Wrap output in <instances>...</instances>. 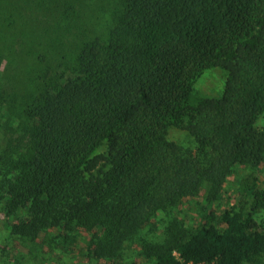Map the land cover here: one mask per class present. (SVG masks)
<instances>
[{
	"label": "trees",
	"instance_id": "1",
	"mask_svg": "<svg viewBox=\"0 0 264 264\" xmlns=\"http://www.w3.org/2000/svg\"><path fill=\"white\" fill-rule=\"evenodd\" d=\"M3 34L17 81L0 80V107L18 122H0V205L20 215L14 236L85 232L88 259L122 264L155 215L202 196L199 221L141 246L149 264L264 260V222L247 212L264 205V0H0ZM208 69L224 73L222 95L192 104ZM171 126L199 151L169 140Z\"/></svg>",
	"mask_w": 264,
	"mask_h": 264
},
{
	"label": "rangeland",
	"instance_id": "2",
	"mask_svg": "<svg viewBox=\"0 0 264 264\" xmlns=\"http://www.w3.org/2000/svg\"><path fill=\"white\" fill-rule=\"evenodd\" d=\"M98 5L93 7L97 8ZM94 13L93 9L91 10ZM90 11L85 13L84 17L88 18L92 15ZM106 20L105 17L102 19ZM11 36L5 34L0 35V50L13 47ZM5 41V44L3 42ZM15 44L18 45L17 39ZM19 41V40H18ZM29 41V40H28ZM30 42V41H29ZM28 42V43H29ZM4 44V45H3ZM16 49H19L14 45ZM25 47L29 48L26 44ZM33 62L38 63L36 60ZM5 64H0V80L4 81L7 78H11L13 82L17 81L12 75H4ZM19 67L17 72L19 71ZM225 75L218 69H208L204 71L196 80L194 84V90L190 99V103L194 104L202 98L211 97L219 98L224 88ZM3 115H7L12 122L17 124V114L12 107L4 106L0 107V122L3 119ZM6 120V119H5ZM256 127L259 130L264 129V113L261 114L256 122ZM168 139L175 141L182 149L191 150L192 153H197L198 146L194 143L193 138L181 128L171 126L168 130ZM251 173L247 169L238 170L231 178L228 179L224 186L226 191L225 200L222 202L223 208L233 205L237 202L235 200V193L240 186L241 178ZM261 181L264 179V172L259 173ZM202 196L194 200L184 202L175 209H170L166 212H159L155 215L154 219L156 227H146L139 235L142 241H131L127 245V249L123 254L122 264H149L150 261L142 254L141 246L145 243L151 244H163L167 238V227L171 222L177 220L179 222H185L186 225H191L200 220L203 212V200ZM7 201L4 200L0 205V264H109L105 261L97 262L90 260L86 255L89 251V239L88 233L82 232L81 236L77 239L64 241L56 240L55 230H50L46 233V238L38 241H27L17 238L13 235L11 230L12 223L18 221L20 215H8ZM217 209V206H215ZM222 208V209H223ZM247 212L258 222H264V205H257L253 199H249ZM54 236V237H53ZM53 238V240H52ZM258 264H264L262 260Z\"/></svg>",
	"mask_w": 264,
	"mask_h": 264
},
{
	"label": "built area",
	"instance_id": "3",
	"mask_svg": "<svg viewBox=\"0 0 264 264\" xmlns=\"http://www.w3.org/2000/svg\"><path fill=\"white\" fill-rule=\"evenodd\" d=\"M187 264H194V263H187Z\"/></svg>",
	"mask_w": 264,
	"mask_h": 264
}]
</instances>
